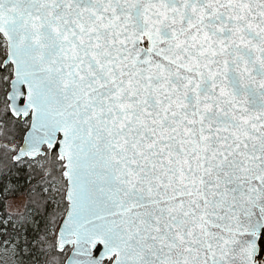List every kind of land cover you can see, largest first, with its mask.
Wrapping results in <instances>:
<instances>
[{
	"label": "snow or ice",
	"instance_id": "6c2138e0",
	"mask_svg": "<svg viewBox=\"0 0 264 264\" xmlns=\"http://www.w3.org/2000/svg\"><path fill=\"white\" fill-rule=\"evenodd\" d=\"M0 264H264V0H0Z\"/></svg>",
	"mask_w": 264,
	"mask_h": 264
}]
</instances>
